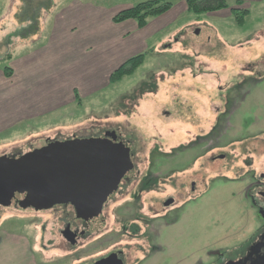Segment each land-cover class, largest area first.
I'll return each instance as SVG.
<instances>
[{
	"label": "rangeland",
	"instance_id": "374dc122",
	"mask_svg": "<svg viewBox=\"0 0 264 264\" xmlns=\"http://www.w3.org/2000/svg\"><path fill=\"white\" fill-rule=\"evenodd\" d=\"M72 1L0 0V69L8 54L18 58L33 41L45 40L52 12ZM84 1L112 16L147 0ZM166 1L174 8L158 19L167 23L148 36L145 62L134 74L106 82L95 94L78 92L74 104L40 119L10 126L0 133V157H19L47 141L120 131L131 140L137 168L150 169L157 180L140 202L144 215L154 213L148 229L154 251L143 264H207L212 252L242 245L256 227L246 181L235 179L239 174L226 169V160L210 165L208 155L226 154L233 143L240 148L233 151L234 164L242 166L243 148L264 140V0H241L249 11L243 25L231 13L237 0H227L230 10L203 15L183 10L184 0ZM127 44H120L123 60L138 54L127 55ZM254 161L264 164L262 150ZM169 199L171 208L165 206ZM122 200L105 212L107 228L115 231L116 216L132 221L134 203ZM74 218L63 207L36 211L13 201L0 206V264H78L99 253L87 251L88 244L68 251L60 232ZM122 242L134 244L125 237ZM129 253L131 262L141 258L134 245Z\"/></svg>",
	"mask_w": 264,
	"mask_h": 264
},
{
	"label": "crops",
	"instance_id": "0c3cea01",
	"mask_svg": "<svg viewBox=\"0 0 264 264\" xmlns=\"http://www.w3.org/2000/svg\"><path fill=\"white\" fill-rule=\"evenodd\" d=\"M102 9L84 0L60 6L52 12L45 40L39 38L18 58L13 56V76L7 78L0 69V106L6 105L0 108V133L74 104L78 92H98L120 66L144 53L148 36L167 23L158 19L169 14L140 29L132 20L115 24L116 15L107 16ZM122 42L128 43L127 55L138 54L123 60Z\"/></svg>",
	"mask_w": 264,
	"mask_h": 264
},
{
	"label": "flooded vegetation",
	"instance_id": "af4514ba",
	"mask_svg": "<svg viewBox=\"0 0 264 264\" xmlns=\"http://www.w3.org/2000/svg\"><path fill=\"white\" fill-rule=\"evenodd\" d=\"M108 132L110 131L87 139H103L107 145L129 150L133 170L131 174L125 176L121 180L117 193L105 203L102 215L103 227L100 228L95 226L97 227L95 228L92 225L90 226L88 222L77 216L74 206L59 205L56 207L72 209L75 216L72 221L66 223L65 229L60 233L65 240L64 244L68 247V251H76L75 249L84 244H88L87 251L89 252L91 250L99 251L97 254L90 253L89 257L87 256L86 259L77 258L79 259L78 264H143L149 258L148 253L154 251V240L148 233L149 226L153 222L152 217L154 213L149 211L152 217L144 215L142 211L143 205H141L140 202L142 195L145 192L148 193V190H150L149 188L154 185L157 180L154 175L155 173H151L150 169H144L142 171L137 168L138 159L136 157L138 156L133 152L131 140L125 138L120 131H114L115 135L113 136H107L106 134ZM212 135L210 134V137H212ZM202 140L203 138H201V141ZM50 142L51 141H47L46 145ZM252 144L253 147L246 145L243 151H241L246 156L242 166L237 165L236 167V164H234L235 155L233 151H240V148H235L233 143L230 144V151L226 154H215L212 153V151L211 154L208 155V163L210 165L226 160V169L239 174L235 179L246 181L245 198L249 203L251 212L254 214V224L256 227L242 245L232 249L212 252V258L207 264H264V164L258 161L257 165L256 161H254V155L260 154V150H262V154L264 155V140L256 138ZM241 146L243 147L242 144ZM192 184L193 186L191 185V187L193 191H196V183L193 182ZM182 187L184 186L182 185ZM128 197L130 200H127ZM119 198L123 199L119 202H124V204L132 200L134 203L132 205L134 206L131 210L132 221H128V215L123 218L116 216V226H119V230L115 231L114 229H110L111 227L107 228L108 213L105 212L107 211L108 205L116 202ZM171 200L169 199L168 201ZM16 204L18 205V203ZM139 205H141V211ZM123 206L128 207V205ZM56 207L51 210L54 211ZM68 231L72 233H69V239H67L68 236L66 237L65 235ZM123 237L128 240H133L134 244L126 243V247H124L122 242ZM110 245L112 246L107 248ZM133 245L138 251H141V258H137L131 262V254L129 251L132 249ZM196 264L204 263L203 261H199Z\"/></svg>",
	"mask_w": 264,
	"mask_h": 264
},
{
	"label": "water",
	"instance_id": "95a60500",
	"mask_svg": "<svg viewBox=\"0 0 264 264\" xmlns=\"http://www.w3.org/2000/svg\"><path fill=\"white\" fill-rule=\"evenodd\" d=\"M132 170L129 150L103 139L51 142L19 157H0V206L13 201L22 209L47 211L72 205L79 218L101 228L105 203Z\"/></svg>",
	"mask_w": 264,
	"mask_h": 264
},
{
	"label": "trees",
	"instance_id": "16d2710c",
	"mask_svg": "<svg viewBox=\"0 0 264 264\" xmlns=\"http://www.w3.org/2000/svg\"><path fill=\"white\" fill-rule=\"evenodd\" d=\"M186 2L187 11L196 15H203L224 10H230V5L227 0H184ZM243 2L237 0L236 7L231 10V13L236 18L240 25H243L249 11L242 7ZM47 7V6H44ZM174 8L172 2L166 0H147L136 6L128 8L119 12L114 18L115 24H121L126 21H135L140 29L146 28L149 23L167 13ZM36 31L38 29H35ZM146 54L137 55L122 66H120L110 78L111 84H116L122 81L126 76L134 74L139 67L145 62ZM12 54H8L2 61L4 62L3 71L7 78L13 76V69L11 68Z\"/></svg>",
	"mask_w": 264,
	"mask_h": 264
}]
</instances>
